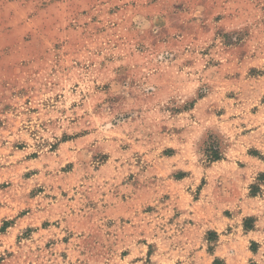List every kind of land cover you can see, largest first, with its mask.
I'll list each match as a JSON object with an SVG mask.
<instances>
[{"label": "rangeland", "instance_id": "obj_1", "mask_svg": "<svg viewBox=\"0 0 264 264\" xmlns=\"http://www.w3.org/2000/svg\"><path fill=\"white\" fill-rule=\"evenodd\" d=\"M0 264H264V0H0Z\"/></svg>", "mask_w": 264, "mask_h": 264}, {"label": "trees", "instance_id": "obj_2", "mask_svg": "<svg viewBox=\"0 0 264 264\" xmlns=\"http://www.w3.org/2000/svg\"><path fill=\"white\" fill-rule=\"evenodd\" d=\"M210 157H212V158L215 159V160H219V159H221V156H220L219 151H216V150H212V151L210 152Z\"/></svg>", "mask_w": 264, "mask_h": 264}]
</instances>
